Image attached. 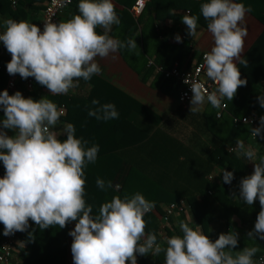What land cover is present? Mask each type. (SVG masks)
<instances>
[{
	"label": "clouds",
	"instance_id": "obj_1",
	"mask_svg": "<svg viewBox=\"0 0 264 264\" xmlns=\"http://www.w3.org/2000/svg\"><path fill=\"white\" fill-rule=\"evenodd\" d=\"M15 3L13 0V6ZM115 7L113 0H79L78 14L58 23L45 20L43 31L35 23L4 19L0 42L11 55L7 72L25 80L33 77L53 96L74 92L81 79L87 82L101 74L96 57L107 58L123 48L135 52L137 48L136 39L122 42L109 35L112 26L120 24ZM249 11L236 0H207L201 4L200 12L213 39L203 66L217 87L209 92L203 84L185 78L193 93L191 114L200 112L205 100L213 108L226 107L222 101L233 100L238 88L247 86L236 61L245 67L248 64L241 53L247 36L242 22ZM182 22L187 34L195 37L198 17L188 12ZM175 40L182 42V37L177 34ZM258 101L264 108V95H259ZM92 104L99 106L90 109L88 115L97 120L119 116L114 104L100 105L98 100ZM0 109L4 113L0 120V162L5 169L0 177V223L4 236L27 232L30 220L41 230L54 225L65 228L75 221L68 233L73 238L74 264H137V254L159 257L161 253L164 264H264V255L254 259L260 251L257 246L236 250L239 233L231 229L213 241L200 225L193 228L180 220L181 234L159 243L155 232H145L144 216L155 204L140 192L115 195L94 214L93 206L85 200V168L96 162L99 145L89 147V141L77 138L74 124L61 125L64 110L48 96L37 101L25 98L21 91L10 95L5 89L0 93ZM250 132L253 138L264 139V116L259 119V127H252ZM65 134L66 139H61ZM228 151L254 164L253 173L240 180L238 199L249 206L259 200L260 211L247 238L264 240V156L258 157L256 149L244 140H237ZM234 178L233 172L224 169L223 183L231 184ZM96 185L104 191L113 187L111 181L105 184L99 178ZM115 187L119 191V185ZM34 232L28 233L30 240L35 239Z\"/></svg>",
	"mask_w": 264,
	"mask_h": 264
},
{
	"label": "trees",
	"instance_id": "obj_2",
	"mask_svg": "<svg viewBox=\"0 0 264 264\" xmlns=\"http://www.w3.org/2000/svg\"><path fill=\"white\" fill-rule=\"evenodd\" d=\"M47 1L49 0H19L18 6L13 8L9 0H0L1 32L4 30L2 22L8 18L17 21L24 20L37 25L42 20L41 16L44 14L46 7L43 4ZM121 1L125 2L127 7L131 9L138 0ZM205 2L207 0L198 2L192 0H150L144 14L137 21L129 10H116L120 24L113 25L109 35L122 42L128 39H136L137 48L135 52H131L127 48L119 50L125 61L139 73L144 82H150L152 87L163 91L165 94L178 92V82L176 80L165 79L162 75H154L153 68H146V52L140 48V41L143 37L145 38L148 29L149 32L154 30L151 33L157 41V47L151 56L152 62L165 69H170L171 65H174L177 61L184 64L189 59L188 62L191 63L193 54L190 43L171 44L169 38H171L172 28L165 34V37L167 36L165 40L160 41L156 31V22L173 21L174 28L178 29L181 23L180 16L173 11L185 9L198 17L197 25L207 28V21L200 12L201 4ZM236 2L243 3L247 9H250L248 13L264 25V0H236ZM78 4L79 0H74L73 4L65 10V15L72 18L75 14H78ZM97 32L103 34V29L97 27ZM4 50L7 49L0 42V53ZM243 58L248 61L247 66L238 64V67L241 71V79L248 81L247 86L239 87L233 100L225 99L226 112L221 120L216 118L217 110L211 105L204 114H201L202 117L206 118V124L212 128L218 144L214 150H208V153H204V157L208 158L209 165L204 169L205 171L203 170V184L193 186L196 192L189 191V186H179L177 181L169 179V172L172 171L171 173L177 175L175 157L166 158L165 154L160 153V159L154 156L152 161L144 160L140 162L138 155L146 153V149H143V147L149 145L160 146L158 139L142 134L135 127H132L134 130L132 131L134 132L132 138L126 137L124 128L129 127L125 122L97 120L95 117L88 115L90 109L99 106L93 105V100H98L100 105H103L107 103V99L116 98L119 100L118 98L127 97L102 78L94 75L87 82L81 79L77 92L70 90L66 95L53 96L46 87L41 86L33 77L26 80L20 77L18 91H21L25 98L31 97L37 101L44 96H48L57 105L58 109L65 107L66 115L60 118L61 122L74 124L77 138L82 137L89 141V147L93 144L99 145L96 162L87 164L85 168V200L87 204L93 206L94 214L101 204L110 201L115 195L123 197L124 195L131 196L140 192L148 201L155 204L153 210L144 216L146 222L145 232H155L159 243L163 244L167 237L181 234L180 220L189 223L193 228L196 227V224L200 225L204 234L215 241L221 233H227L228 229L234 226L230 222L232 215L225 223H222V211L228 212L234 209L233 212L239 215L237 210L239 202L232 201L229 195L233 190L239 188L240 180L248 176L246 161L235 154L229 153L228 150L222 147V144L235 146L237 140L250 141L252 136L250 129L253 126L248 123L245 124L241 120L253 115L264 116V108L260 106L258 101L259 95H264V90L260 87L264 83V31ZM8 62V59L4 56L0 57V93L7 86L8 79L4 69L7 68ZM29 79L33 81L32 90L26 88V82ZM87 85L92 86L90 93L87 96H80L79 92ZM3 116L2 111L0 112V120L3 119ZM95 128L96 131H94ZM12 134L9 131V135ZM157 135H161V133L159 132ZM61 139H66V134ZM257 141L264 145V139L257 137ZM124 150L126 152L122 153ZM259 156H264V152ZM215 165L234 173L235 178L231 184L223 183L222 174L214 181H205L207 174ZM98 178L104 180L105 184L111 181L113 187L108 188L107 191L101 190L96 185ZM116 185H119V191L116 190ZM182 202L187 206L186 212L173 216L169 224L166 225L164 234H162L161 227L166 207ZM217 203L220 208L217 207ZM255 205H259L258 199ZM215 219L222 224L218 234L213 237L211 226ZM75 223V221H70L65 228L54 225L41 230L30 220L28 231L19 232L21 245L18 248L19 253L16 254L15 264H74L70 263L69 260L71 236L68 233ZM33 229H35V239L30 240L28 233L32 232ZM3 230L4 225L0 223V238ZM137 264H164V254L161 253L159 257H153L151 254L146 256L137 254Z\"/></svg>",
	"mask_w": 264,
	"mask_h": 264
},
{
	"label": "crops",
	"instance_id": "obj_3",
	"mask_svg": "<svg viewBox=\"0 0 264 264\" xmlns=\"http://www.w3.org/2000/svg\"><path fill=\"white\" fill-rule=\"evenodd\" d=\"M138 1L132 6V8L136 6ZM192 1L198 2L200 0ZM47 3L48 1L43 5L46 6ZM113 3L116 6L115 10L117 11H132V8H128L127 4L125 2L123 3L121 0H113ZM173 12L180 16L181 23L179 28H174L173 21H157L156 31L159 36V40L164 41L167 37H165V34L172 28L170 35L171 38H169V42L171 44L179 45L186 42L190 43L193 61L189 63L188 59L184 64H181L179 61L177 62L180 64L182 69H191L198 61L199 57L211 49L213 46V39L211 34L208 32V29L203 28L200 25H197L196 36H189L187 34V26L182 22V17L190 11L183 9L178 11L174 10ZM41 18H43V14ZM70 18L71 16L67 17L64 11L60 16L59 21H66ZM242 25L247 29V36L245 37V47L244 51L241 53V58L244 57L264 31V25L248 12L245 15ZM151 32H149L148 29L146 31L147 35L140 41V48L144 49L146 52L147 64L152 61L151 56L154 54L157 47V41ZM177 34L181 37L186 35L188 40L185 42H176L175 36ZM113 38L117 39L116 37ZM8 53L9 52L7 50H4L0 53V57L4 56L7 58ZM96 62L101 68V74L96 76L107 81L111 86L127 96L126 98H118L119 100L116 98L106 100L107 103L114 104L117 112L119 113L117 119L109 121L117 123L123 121L128 124L129 128H124L126 137L132 138L134 135L132 127H135L139 129L142 134H147L149 137H155L159 140L160 146L149 145L143 147V149H146V153L138 155L140 162H143L144 160L152 161L154 156L160 159V153L163 155L165 154L164 156L166 158L175 157L174 162L177 166V175H174L171 171L169 172V179L177 181V185L179 186H189V191L191 190V192L195 191L193 186L203 184V170L209 165L208 158L204 157V153H208V150H214L218 144L212 128L206 124V118L201 116V114H204L208 110L210 105L205 101L200 112L191 114V105L187 109H184L178 102V95L180 92L179 84L177 85L178 92L176 91L172 94H165L163 91L152 87L150 82H144L142 80L139 73L125 61L119 51L107 58L96 57ZM236 63L239 64V61H236ZM155 65L160 66L157 64ZM171 66L173 67V65ZM260 87L262 88V84ZM91 88L92 86L87 85L81 92H79L80 96H87L90 93ZM221 119L222 118H220V120ZM63 123L66 122H61V125ZM96 130L97 129L95 128L94 131ZM159 132L161 135H157ZM249 143L254 149H256L258 156L264 152V145L258 142L257 138L254 140L251 136V140L245 142L246 145ZM222 147L228 150L229 147L234 146L222 144ZM124 152H126V150L122 151V153ZM239 158L246 161L245 164L248 176L251 175L254 171V164L247 161L245 158ZM223 171L224 168L215 165L210 173L207 174L205 181L209 180V177L211 176H213L214 179L218 178ZM233 192L236 193L235 197L232 195ZM232 193L229 195L231 196L232 201L239 202V206L237 208L239 215L233 212L235 211L234 209H231L228 212H224L223 210L222 223H225L229 216L232 215L230 222L234 226L230 227L227 232L231 229L232 231L239 233V243L236 250H242L246 246H257L260 251L254 259H258L261 255H264V240L257 238L255 241H250L247 238V233L254 228L256 216L260 211V205L256 206L255 202L253 205L249 206L242 200L238 199L239 188L233 190ZM216 205L219 207L218 203ZM191 221L193 220L191 219ZM222 223L217 219L214 220L211 226V234L213 237H215L220 231V225ZM69 260L70 263H74L71 253V245ZM129 263L131 262L129 261L128 264Z\"/></svg>",
	"mask_w": 264,
	"mask_h": 264
},
{
	"label": "built area",
	"instance_id": "obj_4",
	"mask_svg": "<svg viewBox=\"0 0 264 264\" xmlns=\"http://www.w3.org/2000/svg\"><path fill=\"white\" fill-rule=\"evenodd\" d=\"M9 2L13 8H16L18 6L19 0H16L15 6H13V0H9ZM73 2L74 0H49L45 7L43 18L37 24V26L40 27L41 31H43L45 20H50L52 22L58 23L62 13L65 10H67L73 4ZM149 2L150 0H139L136 6L132 8L131 12H132L133 17L136 19L141 17L144 14ZM186 40H188L187 36L183 35L182 42H185ZM204 54H202L199 57L198 61L193 65L191 69H182L178 62L175 63L172 68L164 69L163 67L156 66L152 61H150L147 64V68H153L156 75H162L165 79H174L178 82L180 86L178 102L182 108L187 109L190 106V101L193 96V93L191 91L190 85L184 83V80L186 77H189L190 80H194V81H197L203 84L204 87L209 92L215 90L217 87L215 82L210 80L206 75V69L203 66ZM7 59L10 62L11 60L10 53H8ZM4 72L8 79L6 89L9 91V94L12 95L16 91H18L20 75L19 74L9 75V73L7 72V68L4 69ZM26 88L27 90H32L33 81L31 79H29L26 82ZM262 90H264V84H262ZM74 92H77V89H75ZM205 101L207 102V100ZM222 105H226L225 100L222 101ZM62 109L64 110L63 116H65L66 109L65 107H63ZM216 110H217L216 117L220 119L223 117L224 113L226 112V107L222 106L220 109H216ZM0 112H2V109H0ZM245 119H247L248 124H251L253 127L259 126V119H260L259 116L253 115L249 118L248 117L244 118L241 121L245 123ZM252 139L255 140L256 138L252 137ZM229 153L235 154L230 151ZM4 174H5V169L3 167V163L1 162L0 177H3ZM209 180L214 181V177L213 176L209 177ZM186 209H187V206L183 202L181 204L175 203V204H172L166 207L165 215L163 216V223L161 227L162 234H164L165 227L166 225L169 224L170 219L173 216H176L178 213L186 212ZM20 242H21V237L19 235V232H16L15 234L9 235V236H4L2 233V236L0 238V264H15L16 254L19 253L18 248H19V245H21Z\"/></svg>",
	"mask_w": 264,
	"mask_h": 264
},
{
	"label": "rangeland",
	"instance_id": "obj_5",
	"mask_svg": "<svg viewBox=\"0 0 264 264\" xmlns=\"http://www.w3.org/2000/svg\"><path fill=\"white\" fill-rule=\"evenodd\" d=\"M74 227H75V224L72 225V230L74 229ZM72 242H73V238H72L71 244H72Z\"/></svg>",
	"mask_w": 264,
	"mask_h": 264
}]
</instances>
